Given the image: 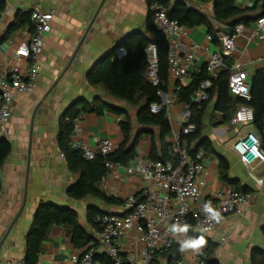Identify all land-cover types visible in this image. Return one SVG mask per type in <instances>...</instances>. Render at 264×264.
<instances>
[{"label": "crops", "instance_id": "crops-1", "mask_svg": "<svg viewBox=\"0 0 264 264\" xmlns=\"http://www.w3.org/2000/svg\"><path fill=\"white\" fill-rule=\"evenodd\" d=\"M6 11L0 16V38L14 21L18 11H29L40 7L54 10L52 29L46 36V47L40 56L41 72L35 91L30 95L15 98L12 116L5 127L0 128V142L7 140L11 153L0 169V181L5 189V197L0 205V242L16 217L6 243L0 248V260H22L26 251V236L33 225L35 213L41 203H51L71 208L78 213L80 224L95 237V228L87 220L90 207L104 212L125 214V203L131 196L142 198L146 183L139 175H129L124 167L109 171L101 182V190L109 197L121 201L119 205H106L97 198L88 196L77 200L70 196L69 189L79 175L70 171L64 154L58 146L59 120L66 109L77 100L92 102L100 100L106 105L103 114H84L80 117L72 143H85L92 148L109 139L115 150L123 143L124 135L120 120L113 107L129 114L133 123V137L140 131L136 159L149 161L154 139L158 153L161 152L160 132L156 127H142L137 122L138 108L111 97L102 87L91 86L87 76L95 63L119 43L134 34L149 32V7L146 0H105L77 56L69 64L75 49L85 35L94 15L103 0H6ZM189 4L213 15V3L201 5L196 0ZM240 8L249 9L250 21L243 24V35L236 38V50L229 58L232 64L239 62L248 73L250 82L258 70H264V29L262 37L250 38L256 19L264 14V0H235ZM218 32H229L225 25L217 26ZM205 27L187 28L186 43L197 45L194 62L189 74L180 84L187 86L192 76L206 65L209 59L207 49L213 51L217 45L208 40ZM28 39L26 29L16 31L0 46V71L12 64V55L20 42ZM47 62L59 65L62 70L52 84L45 74ZM69 66V67H68ZM176 80L169 78L167 93H174ZM59 86V88H58ZM60 93L51 97L54 89ZM234 97V96H233ZM236 98V97H234ZM215 102L209 103L205 115L203 136L208 138L216 153L223 156L230 166L233 184L220 179V163L217 154L205 153L203 162V198L230 190L247 188L251 201L244 206L241 214H231L220 219L215 229L208 234L191 232L196 237L180 235V250L185 241L204 237L206 243L199 248L181 250V258L201 257L208 249V242L214 245L210 257L216 264H264V163H256L248 169L232 150L233 144L247 132L259 135L254 123H220V113L214 111ZM81 107V105H80ZM38 108V109H37ZM185 111L184 105L175 103L169 112L172 131L166 136L171 142L180 130L179 120ZM216 122L218 125H214ZM33 124V131H32ZM32 131V138H31ZM153 138V139H152ZM135 162V159L134 161ZM253 173L262 184L250 175ZM95 245V247H94ZM125 252L136 249L131 238L120 242ZM90 249V250H89ZM89 250V251H88ZM87 251V252H86ZM94 251L98 264H106L108 257L103 249L91 241L88 246L77 249L72 242V229L68 226L52 228L50 236L43 244L38 264H69L73 255H84ZM154 264H172L167 256L159 253Z\"/></svg>", "mask_w": 264, "mask_h": 264}, {"label": "built area", "instance_id": "built-area-1", "mask_svg": "<svg viewBox=\"0 0 264 264\" xmlns=\"http://www.w3.org/2000/svg\"><path fill=\"white\" fill-rule=\"evenodd\" d=\"M149 24L162 33L168 42L169 78L182 81L189 74V67L194 62L197 45L186 43L184 37L187 28L177 20L171 19L166 7L154 2L149 6ZM54 10H43L40 7L31 10V21L35 25V33L28 32V39L17 45L12 64L0 71V128L5 127L12 116V107L15 98L32 94L40 78V56L46 47V36L52 29ZM229 29V28H228ZM264 29V14L255 21L250 38L262 37ZM245 27L238 24L229 32H218L220 44L213 51L207 49L209 59L206 70L212 76L225 67V58H230L236 50V38L243 35ZM212 42V37L208 35ZM148 66L144 71L146 79L154 87H158V96L161 102H153L149 106L150 112L158 114L165 107L168 118L171 107L177 103L175 91L172 95L160 87L163 82L159 76L158 48L150 43L146 48ZM126 55V49L120 47L115 56L119 59ZM211 81H204L195 93L193 100L196 103L209 100L208 88ZM228 86L232 96L246 102L251 100V82L248 73L239 62L230 67ZM179 125L180 130L172 141L173 152L178 156L177 162L172 160H143L136 159L127 166L107 162L109 171L124 167L129 175H139L146 183L142 198L131 196L125 203L126 213L120 215L105 212L97 218L100 230L95 231L96 242L103 249L111 264H151L156 253L168 251L173 244L180 243V235H189L193 231L202 234L211 233L217 221L210 219V213L205 211L209 205L220 213L221 218L231 214H241L244 206L250 203L252 197L249 192L230 190L226 193H217L214 196L203 198L201 186L204 185L205 172L204 150L191 153V146L184 136L192 134L196 126L190 122L189 107L185 104ZM75 120V127L79 122ZM232 124H252L253 110L242 104L238 107ZM73 148L79 149L87 160L94 159L98 154L109 155L115 147L111 140L102 141L98 147L92 148L85 143H72ZM234 153L248 168L256 163H264V143L261 137L254 132H247L232 146ZM251 177L258 183L253 173ZM105 179V177L103 178ZM5 197V189L0 188V205ZM186 232L173 231L174 227L183 228ZM131 238L137 245L136 249L125 252L120 242ZM94 251L84 255H73L69 264H98L94 258ZM0 264H24L22 260H0ZM174 264H208L202 257L191 259L180 258Z\"/></svg>", "mask_w": 264, "mask_h": 264}, {"label": "trees", "instance_id": "trees-1", "mask_svg": "<svg viewBox=\"0 0 264 264\" xmlns=\"http://www.w3.org/2000/svg\"><path fill=\"white\" fill-rule=\"evenodd\" d=\"M196 1L201 5L213 3V15L208 16L206 13L192 7L188 0H146L148 7L154 2L163 4L169 17L177 20L186 28H207L208 35L212 37V43L217 46L220 44L217 37V26L225 25L233 30L236 25L246 24L250 21V18L247 17L250 12L249 9L240 8L235 0ZM6 8L7 1L0 0V16L6 11ZM23 29H26L31 35L35 33V25L31 21V10L17 12L14 21L8 26L4 36L0 38V46L13 33ZM148 29L153 38H148L145 34L140 33L125 39L95 63L87 76V81L91 86L102 87L116 100L138 108L137 122L142 127H156L159 129L161 152L158 153L155 141L152 138L153 146L149 156L150 160H172L176 163L178 156L173 152L172 143L165 139L172 131L167 110L164 107L158 114L150 112V104L161 102V100L158 96L159 88L151 85L144 75V71L148 66L145 51L150 43H154L158 48L159 76L163 82L160 88L167 91L169 83V46L162 33L155 30L150 24ZM120 47L126 49V55L121 59L115 56ZM224 62L225 67L216 77H212L207 72L206 65H204L198 73L192 76V80L187 86L181 85L180 81L175 84V87L178 88L175 91L176 101L189 107L190 122L196 126L194 133L183 137L193 146L191 153L202 149L205 153L217 154L211 141L203 136L206 110L209 103L213 101L215 102L214 111L220 113L219 120L222 124L231 122L240 105L249 106L254 113L253 123L255 128L264 143V70H258L252 76L251 100L246 102L240 98H234L230 93L228 79L232 61L225 58ZM206 80L211 81V86L207 90L209 100L196 103L193 97ZM104 105L106 104L98 99L92 102L77 100L70 104L60 117L57 141L70 171L79 175L77 182L69 189L70 196L77 200L91 196L106 205H119L121 204L120 200L107 196L101 190V182L109 172L106 163L129 165L137 157L138 141L145 130L140 131L134 138L133 123L129 114L113 107L112 110L118 116L124 114V118L120 120L124 141L114 152L105 156L98 154L94 159L87 160L79 149L72 146V137L76 131L75 120L84 114H103ZM214 125L218 124L214 122ZM11 150V144L7 140L0 142V169L9 157ZM217 156L220 163V179L228 184H233L230 177L229 163L223 156L218 154ZM0 188H2L1 181ZM237 191L248 192V189L243 187ZM103 213H105L103 210L96 207L88 209L87 220L95 228V231L100 230L97 218ZM60 226H68L72 229V242L77 249L88 246L91 241H95V244L98 245L96 238L90 235L80 224L78 213L75 210L51 203H41L35 213L33 225L26 236L24 264H38L43 244L48 240L52 228ZM191 236L196 237L192 233ZM213 250L214 245L208 242L207 251L201 255L208 264H216L215 261L210 259ZM158 254L156 253L151 264H154ZM161 254L167 256L170 263L174 264L181 258L180 246L173 244L168 251L161 252ZM262 256L264 261V254ZM94 258L96 259L97 256H94ZM105 263L111 264L109 259L105 260Z\"/></svg>", "mask_w": 264, "mask_h": 264}, {"label": "clouds", "instance_id": "clouds-1", "mask_svg": "<svg viewBox=\"0 0 264 264\" xmlns=\"http://www.w3.org/2000/svg\"><path fill=\"white\" fill-rule=\"evenodd\" d=\"M205 211L211 214L210 219H213L217 222L220 221L221 216H220V213L218 211H214L209 205L205 206ZM173 231L186 232L187 226H185L183 228L174 227ZM205 243H206V241H205L204 237L201 236L197 240H189V241L183 242L181 250H183L185 248H199V247L203 246Z\"/></svg>", "mask_w": 264, "mask_h": 264}, {"label": "water", "instance_id": "water-1", "mask_svg": "<svg viewBox=\"0 0 264 264\" xmlns=\"http://www.w3.org/2000/svg\"><path fill=\"white\" fill-rule=\"evenodd\" d=\"M104 2H105V0H103L102 3L100 4L99 9L97 10V12H96V14L94 15V17H93V19H92L90 25L88 26L85 35H84L83 38L81 39V41H80V43L78 44L77 48L75 49V51H74L72 57L70 58V60H69V64H70V65H71V63L73 62V60L75 59V57L77 56L78 51H79V49H80V46L82 45V43H83V41H84V39H85V37H86L88 31L90 30V28H91V26H92V24H93L95 18L97 17V15H98V13H99V11H100L102 5L104 4ZM68 67H69V66H68ZM37 109H38V108H37ZM32 131H33V124H32ZM32 131H31V138H32ZM122 215H124V214H122ZM17 218H18V217L15 218V220H14L13 223H12V225L8 228V230L6 231L5 235L3 236V238H2V240H1V242H0V248L6 243V240H7L8 236H9V233H10V231L12 230V228H13L15 222L17 221Z\"/></svg>", "mask_w": 264, "mask_h": 264}, {"label": "rangeland", "instance_id": "rangeland-1", "mask_svg": "<svg viewBox=\"0 0 264 264\" xmlns=\"http://www.w3.org/2000/svg\"><path fill=\"white\" fill-rule=\"evenodd\" d=\"M45 67H46L45 74L47 75V78L49 79V83L53 84L55 80L59 77L62 67L59 65L55 66L52 64V62H47ZM58 88L54 89V91L52 92V95H51L52 98L56 97L60 93L61 90H59Z\"/></svg>", "mask_w": 264, "mask_h": 264}]
</instances>
